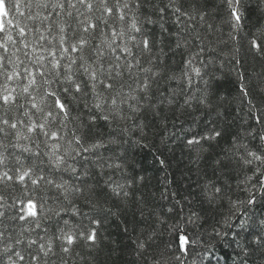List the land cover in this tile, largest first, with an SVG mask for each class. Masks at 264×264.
<instances>
[{
	"label": "snow or ice",
	"instance_id": "6c2138e0",
	"mask_svg": "<svg viewBox=\"0 0 264 264\" xmlns=\"http://www.w3.org/2000/svg\"><path fill=\"white\" fill-rule=\"evenodd\" d=\"M222 2L234 39L241 0ZM206 4L0 0V264H97L102 224L129 215L123 231L133 234L142 264H264V218L252 232V217L240 211L258 203L257 193L264 198V89L257 102L241 84L247 120L241 117V130L212 154L228 122L212 89L225 42ZM246 42L264 61V26ZM157 128L164 148L180 141L192 153L189 171L209 205L222 203L223 181L236 173V191L245 198L229 199L228 213L206 240L185 230L201 219L188 197L178 199L166 187V215L157 213L136 191L143 177L129 171L126 155L114 154V146L147 147L148 130ZM209 159L211 175L204 167ZM153 218L167 228H145ZM165 231L178 235L176 248L157 243ZM244 231L250 238H242Z\"/></svg>",
	"mask_w": 264,
	"mask_h": 264
},
{
	"label": "trees",
	"instance_id": "16d2710c",
	"mask_svg": "<svg viewBox=\"0 0 264 264\" xmlns=\"http://www.w3.org/2000/svg\"><path fill=\"white\" fill-rule=\"evenodd\" d=\"M206 7L212 14V22L220 28L216 36L225 42L218 46L223 49V53L216 58L215 66L212 69L215 77L212 81L214 102L221 103V111H226L228 121L223 125L225 129L223 138L218 145H213L211 149V153L216 154L222 148L228 146L232 136L241 130L244 121L247 120L246 100L244 104L240 103L241 84L243 83L249 90L250 95L248 98L254 99L257 102L260 99L261 89H264V61L253 58L247 49L246 42L250 33L254 32L257 27L264 26V0H241L239 5L242 17L241 27L234 39H229L228 33L232 30L227 23H224L229 16L227 5L222 0H207ZM215 38L213 37L214 40ZM180 59L179 55L175 57V64L173 66L177 69L180 67ZM197 114L193 113V115ZM241 117L244 118V121L241 120ZM202 118L214 120L215 115L202 114ZM181 119L183 120V117ZM187 123H190V121L186 122L185 126H187ZM250 123L253 127H258L254 121ZM169 128L171 129V125H169ZM162 131V129L158 128L148 130V139L144 141L148 145L147 147L114 146V154L118 156L126 155L127 162L130 165L129 171L134 170L135 175L143 177V181L137 186L136 191L144 194L147 203L157 213H164L166 215L169 201L161 199V193L165 192L166 187L169 191H175L178 199L188 197L191 201L189 206L193 211L200 214L201 219L197 221L195 226L191 224L187 225L185 230L191 239L202 237L206 240L216 221L220 220L222 215L228 213L229 199L235 200L238 195L241 199L245 198L244 195L238 194L236 191V173L233 172L230 179L223 181L224 199L222 203L218 202L217 204L209 205L200 196L199 188L194 186L198 177L189 171V160L192 153L180 141L170 144L168 148H164L160 141ZM255 143H258V141L253 142V144ZM160 159L165 161V166H161ZM210 163L209 159L204 165L209 175H211ZM114 178L123 182L119 173L115 174ZM165 180H170L173 183L166 185ZM229 185H231V188H229ZM16 195H20V193L18 192ZM257 195V204L240 210L241 213L247 211L248 215L252 217L251 220H248L252 232L259 231L258 221L264 218V198H261L259 193ZM82 211L87 213L90 209L82 207ZM238 218L247 219L239 213ZM125 220L130 222L131 216H110L102 224L99 232L101 241L100 250L98 253H95L97 264H142V262L137 261L133 253L134 246L131 243L133 234L123 231V221ZM253 221L257 223L254 224ZM170 223H172V219H169ZM148 225H153L157 228H167V225L161 226L156 224L154 218L150 219L144 227L147 228ZM234 231H240V229L235 228ZM241 235L242 238H250L248 231H244ZM165 242H171L172 247L176 248L179 244V237L176 234L169 236L168 232L165 231L164 236L157 243L160 247H163ZM112 249H116V251L112 252ZM192 250L195 253L200 249L194 247ZM151 251L152 249H149V252ZM222 251L217 252V256H220ZM258 257L259 254L253 260L258 259Z\"/></svg>",
	"mask_w": 264,
	"mask_h": 264
}]
</instances>
